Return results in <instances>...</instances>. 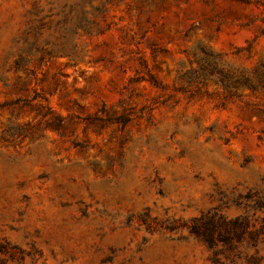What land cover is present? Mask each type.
<instances>
[{
    "label": "rangeland",
    "instance_id": "374dc122",
    "mask_svg": "<svg viewBox=\"0 0 264 264\" xmlns=\"http://www.w3.org/2000/svg\"><path fill=\"white\" fill-rule=\"evenodd\" d=\"M264 0H0V264H264Z\"/></svg>",
    "mask_w": 264,
    "mask_h": 264
},
{
    "label": "trees",
    "instance_id": "16d2710c",
    "mask_svg": "<svg viewBox=\"0 0 264 264\" xmlns=\"http://www.w3.org/2000/svg\"><path fill=\"white\" fill-rule=\"evenodd\" d=\"M202 52L204 57L199 59L202 74L201 77H197L199 83L208 80L219 84L227 92L245 88L250 91L259 90L264 95V63L250 75L243 72H231L221 67L212 53Z\"/></svg>",
    "mask_w": 264,
    "mask_h": 264
}]
</instances>
